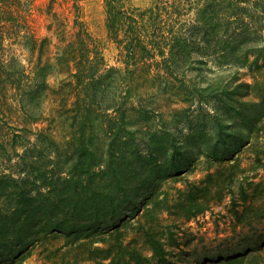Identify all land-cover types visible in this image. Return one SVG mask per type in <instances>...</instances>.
<instances>
[{"label":"trees","instance_id":"obj_1","mask_svg":"<svg viewBox=\"0 0 264 264\" xmlns=\"http://www.w3.org/2000/svg\"><path fill=\"white\" fill-rule=\"evenodd\" d=\"M82 1H50L46 14L52 39L42 38L34 27L36 0H0V136L5 139L0 138V159L8 163L0 170V264H16L35 243L56 232L73 243L118 234L107 247L88 249L84 260L96 264H181L169 248L180 241L171 232L172 242L167 243L159 224L143 226L141 242H126L121 231L146 207L162 181L186 163L176 156L169 159V147L156 146L162 143L152 128L156 114L187 110L163 103L157 83L183 73L198 60L193 52L213 57L220 67L236 68L231 82L240 79L242 68L264 69L259 65L264 50H257L252 38L256 0H152L145 7L131 0H104L108 35L123 66L107 63L82 18ZM70 2L69 12L57 8ZM201 41L206 43L202 48ZM15 44L32 54L38 51L37 64L31 66L17 56ZM52 73L60 76L55 86L49 83ZM242 86L250 84L229 90L228 83L219 95L224 105L219 109L230 122L218 121L217 139L208 153L223 167L209 173L203 187L195 186L196 195L193 190L187 193L182 208L188 218L233 193L235 226L254 228L264 221V180L252 191L242 184L236 198V164H225L250 142L241 130L253 134L264 119V96L260 101L225 98ZM176 95L178 103L193 101L182 88ZM48 99L51 115L41 110ZM45 120L48 127H38ZM173 123L177 121L162 127ZM34 125L36 141L43 147L55 144L58 156L65 159L50 167L44 149L35 154L36 143L29 145L28 135L22 134L33 131ZM226 128L237 130L225 134ZM55 129L66 130V135H55ZM143 141L150 143L147 156L140 152ZM224 169L231 171L222 177ZM22 172L25 177L15 176ZM197 264H264V239L243 254L210 256Z\"/></svg>","mask_w":264,"mask_h":264},{"label":"rangeland","instance_id":"obj_2","mask_svg":"<svg viewBox=\"0 0 264 264\" xmlns=\"http://www.w3.org/2000/svg\"><path fill=\"white\" fill-rule=\"evenodd\" d=\"M50 1L36 0L34 27L42 38L48 36L53 39L54 34L48 29L50 21L46 14ZM58 1L64 2V0ZM131 2L135 6L145 7L150 5L152 0H131ZM256 3V22L253 25L256 34H252V38L255 37L256 49L264 50V0H256ZM71 4L72 2L65 3L64 7L57 8L66 13L71 9ZM82 4V18L93 36L99 41L107 63L109 66H123V63L119 61V49L108 35L104 0H84ZM71 16L73 18V15ZM207 37L213 38L212 35ZM204 44L206 43L201 41V48L205 46ZM13 47L17 56L25 60L27 64H32L31 66L37 64L40 55L38 51L32 54L26 46L20 44H15ZM45 53L46 51L44 57ZM192 56L198 60L183 68V73H179L175 79L172 77L171 80L163 79L157 83L162 87L158 97L163 100V103L184 106L187 110L175 115L170 111H165L162 112L163 114H156L152 121V128L157 130L156 138L159 137L162 141V143L157 141L156 146L159 149L164 146L169 147V159L172 156L179 157L186 162V165L184 164V168L179 173L163 180L160 189L148 201L141 213L121 229L126 242L133 241L135 238L141 242L143 226L159 224L160 230L165 233L164 240L167 243L172 242L168 236L173 232L174 237L180 241V245L172 243L169 248L174 251L175 256L180 257L181 264L202 263L206 257L216 255H240L246 249L253 248L255 241L264 239V221L254 228L234 225L231 208L233 193H227L220 201L211 202L209 209L194 217L188 218L182 208L187 199V193L193 190V194L196 195L198 191L195 186L203 187L207 183L208 174L215 173L223 167V164L213 160L208 153V146L217 139L218 121L222 120L224 124L230 122L226 112L219 109V106H224L219 98L221 91L226 89L228 83L230 84L229 90L234 89L239 83H249V88L242 86L234 94H225V98H233L237 101L248 99L260 101L264 96V69H256L255 72H251L249 68H242L240 69V79L231 82V74L236 71V68L220 67L215 63L213 57L208 55L204 57L200 52H193ZM263 64L264 60L260 59L259 65ZM59 78L57 73L50 74V85L59 84ZM181 88L183 95L188 94L193 98L190 105L186 102H177L176 94H179ZM249 91L250 93L247 95ZM49 99L41 107L46 115H51L52 106ZM167 121H177V123L169 125L168 128L162 127ZM48 124L49 121L45 120L44 123L37 125L38 127H48ZM258 126V130L253 134L247 130H241L244 136H250V142L236 154L235 160L225 163L227 166L236 164L234 169L238 174L233 185L236 198L240 197L239 192L242 184L252 191L257 183L264 180V119ZM234 130L237 129L226 128L225 134ZM48 131L51 132V130ZM36 132L35 127L29 133H22L28 135L29 145L36 143L35 154L44 149V153L49 154L45 158V162H49L50 167L54 161L66 158L65 155L60 156L61 158L58 156V146L55 144H45L43 147L40 141H36ZM53 132L62 137L66 135L67 131L58 129ZM0 138L5 142L3 136ZM149 145L150 143L140 142V152L145 156L149 151ZM59 147L63 152L66 150L64 144H60ZM17 148L18 152H23L20 145ZM13 159L15 162L18 157L14 156ZM0 162L2 163L0 170H4L6 168L4 164L8 163L4 158H1ZM6 170L8 172V169ZM230 171L222 170V177H225ZM223 174L225 175L223 176ZM15 176L25 177L26 172L15 174ZM33 181L31 179V182ZM117 235L105 234L98 238L73 243L64 234L56 232L35 243L16 264H96L93 260H84L88 255V249L96 246L107 247L114 242ZM146 252L150 254L148 250ZM105 264H109L108 261Z\"/></svg>","mask_w":264,"mask_h":264}]
</instances>
